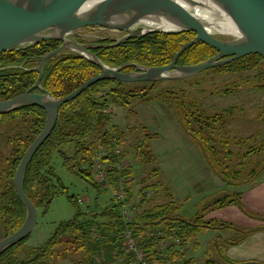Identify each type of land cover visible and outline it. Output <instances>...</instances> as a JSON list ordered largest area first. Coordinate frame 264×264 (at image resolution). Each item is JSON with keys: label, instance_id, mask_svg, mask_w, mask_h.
I'll list each match as a JSON object with an SVG mask.
<instances>
[{"label": "trees", "instance_id": "obj_1", "mask_svg": "<svg viewBox=\"0 0 264 264\" xmlns=\"http://www.w3.org/2000/svg\"><path fill=\"white\" fill-rule=\"evenodd\" d=\"M194 37L192 32L152 33L124 41L115 47H111L112 40L107 37L86 41V37L78 35L74 39L85 45L109 67H119L127 63L159 67L168 65L176 52ZM60 45L58 41H46L22 50L0 54V101L9 100L30 89L37 79L36 68L42 56ZM216 54L215 49L197 42L178 58L177 65H194ZM263 61V57L250 55L207 71L220 74L242 73L257 69ZM132 70V67H125L122 71ZM100 73V68L86 59L62 52L45 63L40 85L54 98L61 99ZM154 84L156 83L126 84L103 80L59 108L55 128L26 169L23 189L36 210L46 213L54 197L63 189L51 166L53 156L57 154L62 157L64 166L70 173L95 186L92 172L89 169L80 170V166L89 167L96 153L106 145L110 166L108 185L115 191L120 175L123 177V205L130 207L133 216L129 228L137 247L149 255V263L196 264L195 260L187 258L186 253L179 252L178 240H182V244L189 248L198 235L208 231H223L238 234L234 240L226 242V245H235L254 232L264 231V226L242 229L221 221L205 220V213L237 206L250 219L264 222V216L255 215L243 208L240 191H227L228 194L212 200L193 219H186L180 215L179 206L165 184L154 181L144 185L146 178L142 180L143 186L138 191L139 203L132 204L134 190L130 179L133 170L130 167L121 172L116 169V165L125 158V139L116 128L109 129L111 113L107 112V108H129L138 101H161L172 107L184 133L200 151L207 167L220 179L226 190L254 185L255 178L264 171V156L246 176L243 170L248 167L250 157H259L264 152V139L257 145L250 146L255 140L253 136L241 140L230 138L227 130L231 121L230 114L211 115L188 106L181 97L182 91L166 90L152 96ZM237 88L238 85L233 84L216 89L213 94L225 96ZM15 116L29 118L31 127L29 134L16 138L12 156L6 160V167L0 171V224L6 236L18 230L25 220V207L16 194L13 178L22 156L45 123L43 110L36 106H23L0 116V121ZM261 116H264V111L259 115ZM156 137L155 134L145 132L133 147L135 159L139 163L149 166L157 160V156L153 155L148 146V142ZM245 145L249 146L245 151L233 152L231 149L232 146L239 148ZM116 147L120 148L121 156L114 155ZM156 175V170H152L147 178L154 179ZM148 190L163 195L166 201L150 209L140 210L146 202L143 194ZM68 199L75 208L72 219L61 222L39 247H26L29 239L27 237L3 253L0 264H50L54 259H67L72 264H134L133 255L122 250L119 238L125 229L121 217V203L113 198L112 203L101 212H85L80 210L76 197L70 196ZM163 242L168 244L165 250L160 247ZM219 253L220 257H224L222 251ZM210 256L207 254L205 264H217Z\"/></svg>", "mask_w": 264, "mask_h": 264}, {"label": "water", "instance_id": "obj_2", "mask_svg": "<svg viewBox=\"0 0 264 264\" xmlns=\"http://www.w3.org/2000/svg\"><path fill=\"white\" fill-rule=\"evenodd\" d=\"M88 27L122 33L111 39V47L152 33L192 32L195 37L166 66L127 63L109 67L75 41L76 32ZM46 41H58L61 45L42 56L34 85L20 95L0 101V116L23 106H36L45 114L44 127L25 151L13 178L16 194L25 207V220L18 230L0 240V256L29 237L34 228L37 210L24 192L23 179L33 156L55 128L59 108L103 80L126 84L181 81L250 55L264 58V0H0V54ZM197 42L210 46L217 54L194 65H177L178 58ZM62 52L86 59L101 73L69 95L56 99L42 88L40 80L45 63ZM125 67L134 70L123 72Z\"/></svg>", "mask_w": 264, "mask_h": 264}, {"label": "rangeland", "instance_id": "obj_3", "mask_svg": "<svg viewBox=\"0 0 264 264\" xmlns=\"http://www.w3.org/2000/svg\"><path fill=\"white\" fill-rule=\"evenodd\" d=\"M76 33L84 36V38L85 36L92 35L116 39L122 35L120 32L92 30L90 28L78 30ZM216 37L229 39L228 37L218 35ZM84 40L89 41L90 38L86 37ZM233 84H237L238 88L236 90L233 89L230 94L225 96L213 94L216 89L232 86ZM263 85L264 61L260 63L257 69L242 73L220 74L215 71H204L187 80L156 82L152 96L166 90L182 91L183 95L181 97L188 106L201 109L211 115L216 113L230 114L231 121L227 127L229 137L241 140L253 136L255 140L250 143V146H255L264 139V121L262 120L264 116L259 117L261 112L264 111ZM107 112L111 113V124L108 125L109 129H113L112 127L116 128L123 134L125 139V158L122 163L126 168L130 167L133 170V175L130 179L131 187L134 190L132 204L139 203L138 191L143 186L141 182L145 178L147 181L144 185L154 181H161L163 184L166 182L168 184L169 178L172 184L171 194L178 203L177 205L182 209L184 217L190 220L212 200L228 194L227 190L222 186L220 179L208 167L203 166L200 169L205 164L202 154L184 133L172 107L167 106L161 101L145 103L138 101L133 103L129 108L109 106ZM30 127V119L24 118V116H15L11 119L0 121V171L6 167V160L12 156L16 138L29 134ZM142 128L145 129L142 130ZM145 132L157 135L155 139L148 142L153 155L157 156V160L149 166L139 163L135 159V152L133 150V147ZM105 146L101 147L100 150ZM248 147V145L239 148L232 146L231 149L233 152L239 150L245 151ZM262 156H264V152L259 157L249 158V165L243 170L244 176L247 175L249 170L260 163ZM107 158L108 156L103 157L105 163H103L102 167L105 168L108 174L110 166ZM93 160L89 167L87 165L81 166H85V170L89 169L91 171ZM189 164L195 167L190 168ZM51 166L54 168V172L60 180L63 189L54 197L46 213H43L41 210L37 211L34 228L25 245L29 248L43 245L61 222L72 219L75 214V208L70 203L68 197H76L79 201L80 210L85 212H101L113 201V191L110 189L108 181L102 186L103 184L95 181V176L93 175L96 183L94 186L80 179L68 171L66 166H64L62 157L57 154L53 156ZM116 169H118V164L116 165ZM152 170H156V177L154 179L147 178L149 172ZM181 170L182 181L177 174ZM257 178H255L254 183ZM192 184L197 185L194 187ZM180 189L182 194L179 193ZM229 190L239 192L240 189L235 187ZM211 194L212 196H209ZM145 198L146 202L140 210L150 209L166 201L163 195L157 193ZM233 207L244 218H248L239 207ZM128 209L130 210V207ZM228 212L225 211V214ZM207 213L204 215H209ZM216 235L233 238L238 236V234H234L233 232H228L225 235L223 231H208L199 235V264H202V261L205 260L206 254L211 255L210 257L213 260L221 259L220 253L213 249L212 246L211 249H208L210 248L208 241L215 238ZM4 237L6 235L0 224V240ZM187 251L188 248L186 253ZM50 264L72 263L67 259H54Z\"/></svg>", "mask_w": 264, "mask_h": 264}, {"label": "crops", "instance_id": "obj_4", "mask_svg": "<svg viewBox=\"0 0 264 264\" xmlns=\"http://www.w3.org/2000/svg\"><path fill=\"white\" fill-rule=\"evenodd\" d=\"M188 166L190 168L195 167V166H191L190 164ZM203 166L207 168V165L205 163L201 166L200 169H202ZM181 172L182 170L178 171L177 174H178V177L182 181ZM168 181L169 183L167 184L165 182V185L169 189V192L171 194L172 184L169 178H168ZM192 185L195 187L197 184H192ZM238 189H240L239 191L242 193L241 205L243 206V208L255 215L264 216V171L259 174L256 182L254 183L252 187L242 186V187H238ZM233 192L234 191L232 190L228 191V193H233ZM179 193L182 194L181 189L179 190ZM209 196H212V194ZM225 211H229V212L225 214ZM179 212L181 213L183 217L185 216L180 207H179ZM207 214L209 215L207 216L204 215L205 220L221 221V222L232 224L242 229H250V228L252 229V228L264 226V222L253 220V219H250L249 217L244 218V216H242V214H240L236 210V208H234L233 206H228L222 209L213 210V211L208 212ZM226 233L228 232H225V235ZM198 236L196 237L195 241L192 242V244L190 245L186 253L187 258H191L195 260L196 264H199L198 258H200V254H198L200 251ZM234 239L235 238L230 237V236H222V235L217 236L216 235L215 238L210 239V241H208L209 242L208 244L210 247L208 249H211V246H212L213 249H215L216 251L218 252L222 251L223 253L224 257H221V259L218 258L216 260L217 264H247L250 262H257V263L264 264V231L254 232L250 234L249 236H247L246 238H244L238 244L226 245V242L228 240H234ZM214 243L215 245H213ZM206 256L207 254L205 255V259H206ZM202 264H205V260L202 261Z\"/></svg>", "mask_w": 264, "mask_h": 264}, {"label": "built area", "instance_id": "obj_5", "mask_svg": "<svg viewBox=\"0 0 264 264\" xmlns=\"http://www.w3.org/2000/svg\"><path fill=\"white\" fill-rule=\"evenodd\" d=\"M88 28L92 30H106V29L99 28V27H88ZM107 31H111V30H107ZM90 37H105V36L90 35ZM120 153H121L120 148L116 147L114 149V155L118 156L120 155ZM105 156H108L107 146H105L104 148H102L96 153L94 160H93V166L91 168L92 174L95 176V181L99 184H103L102 186L105 185L104 183L107 182V178H108V174L105 168L102 167L103 163H105L103 159V157ZM122 162L123 161L118 163V170L120 172L126 169V166ZM82 169L85 170V166H81L80 170ZM152 194H154V191L148 190V191H145L143 195L147 197ZM113 198H115V200L118 203L122 204L121 217H122V222L125 226V229L121 232L120 237H119L121 241L122 250L126 253L133 255L134 264H150L148 260L149 255L137 247L135 238L132 234V231L129 228V225L132 223L133 216L131 214V211L128 209V207H126V205H123L124 204V187H123V177L121 175L118 179V188L115 191H113ZM177 244L179 245V252L181 254L186 253L187 247L182 244V240H178ZM160 247L162 250L167 249L168 247L167 242L161 243Z\"/></svg>", "mask_w": 264, "mask_h": 264}, {"label": "bare ground", "instance_id": "obj_6", "mask_svg": "<svg viewBox=\"0 0 264 264\" xmlns=\"http://www.w3.org/2000/svg\"><path fill=\"white\" fill-rule=\"evenodd\" d=\"M201 16H203V14H200ZM153 28H156L157 26H152Z\"/></svg>", "mask_w": 264, "mask_h": 264}, {"label": "flooded vegetation", "instance_id": "obj_7", "mask_svg": "<svg viewBox=\"0 0 264 264\" xmlns=\"http://www.w3.org/2000/svg\"><path fill=\"white\" fill-rule=\"evenodd\" d=\"M78 35H80V34H77V36H78ZM75 37H76V36H75ZM75 37H74V38H75Z\"/></svg>", "mask_w": 264, "mask_h": 264}]
</instances>
